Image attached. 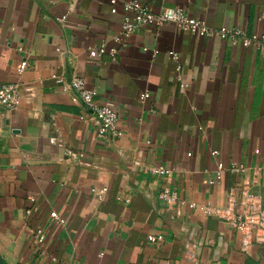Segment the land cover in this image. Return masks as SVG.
Masks as SVG:
<instances>
[{"label":"crops","instance_id":"crops-1","mask_svg":"<svg viewBox=\"0 0 264 264\" xmlns=\"http://www.w3.org/2000/svg\"><path fill=\"white\" fill-rule=\"evenodd\" d=\"M145 3L153 12L180 7L213 29L250 35L264 28V0ZM110 9L109 0H0V84L19 92L18 107L0 106L1 260L191 264L185 254L193 253L198 264H264V245L244 255L227 224L159 198L168 190L187 203L223 206L230 189L264 194V49L195 37L171 23L141 26L122 45L125 12ZM101 44L117 49L115 59L89 56ZM23 60L28 66L18 73ZM53 77L83 78L99 100L112 101L120 137L98 138ZM212 150L226 166L249 171H224L210 183ZM159 167L168 172H151ZM102 187V199L91 194ZM53 210L63 226L48 218ZM39 226L43 244L32 237Z\"/></svg>","mask_w":264,"mask_h":264},{"label":"built area","instance_id":"built-area-1","mask_svg":"<svg viewBox=\"0 0 264 264\" xmlns=\"http://www.w3.org/2000/svg\"><path fill=\"white\" fill-rule=\"evenodd\" d=\"M146 0H109L111 14H115L117 6L125 12L123 18L119 42L122 45L130 37V35L141 26H150L159 29L164 24L171 23L183 33L190 34L199 38H216L219 41L226 42L232 46H240L241 48L256 47L264 49V28L260 33L246 34L242 29L236 27H220L213 29L206 24L205 21L193 18L184 13L180 7L163 8L158 12H153L145 3ZM264 26V19L262 20ZM18 50H22L19 47ZM143 51H147L146 48ZM105 53H109L112 59L117 55L116 48L107 49L106 45L101 44L97 48L90 49L88 54L92 58H98ZM156 52H154L155 54ZM172 59L176 60L177 56L172 55ZM28 64L23 60L18 69V73H22ZM56 84L60 86V90L64 94H70L71 102L81 106L84 109L80 119L90 123L96 131L98 138H117L121 133L117 129L118 113L112 101H101L98 98V92L87 86L85 80L80 77H73L69 81H65L61 77H53ZM176 80L180 83L181 88L186 85L182 83L181 78L176 76ZM148 98V93L140 95L141 100ZM19 105V92L16 84H0V106L13 110ZM255 154H259V150L255 149ZM217 159V170L215 178L210 183H219L224 171L232 174L244 175L249 169L238 163H230L226 166L219 160V151L212 150L209 153ZM187 156H190L187 154ZM260 168L252 169V179H256L260 175ZM152 173L157 175H165L168 171L164 168H154ZM107 192L106 187L100 189H92L91 194L97 199H102ZM159 198L167 204L178 203L180 205H188L189 208L199 211L204 216L213 217L221 220L229 227L234 229L239 235L240 251L244 255H248L253 247L264 245V194L259 195L251 192L244 187L230 189L228 193L227 203L223 206H216L203 203H187L179 199L175 192L163 190L159 193ZM32 202L34 198L30 197ZM124 203L128 204L129 199H124ZM26 214L30 215L31 210H26ZM48 218L58 226L65 224V218L59 215L55 210L50 211ZM32 237L38 244H43L46 240V232L44 227H36L32 232ZM149 242L161 241L160 236H148ZM186 259L191 264H198L197 257L193 253H186ZM53 261L55 259L53 258ZM168 264V263H166Z\"/></svg>","mask_w":264,"mask_h":264},{"label":"water","instance_id":"water-1","mask_svg":"<svg viewBox=\"0 0 264 264\" xmlns=\"http://www.w3.org/2000/svg\"><path fill=\"white\" fill-rule=\"evenodd\" d=\"M0 264H4V262L1 260V258H0Z\"/></svg>","mask_w":264,"mask_h":264}]
</instances>
